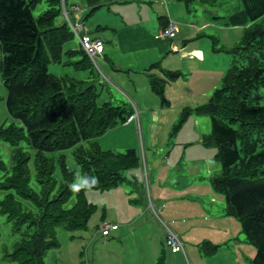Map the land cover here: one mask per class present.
Masks as SVG:
<instances>
[{
	"label": "trees",
	"instance_id": "trees-1",
	"mask_svg": "<svg viewBox=\"0 0 264 264\" xmlns=\"http://www.w3.org/2000/svg\"><path fill=\"white\" fill-rule=\"evenodd\" d=\"M176 1L189 9L194 4L215 6L219 0ZM239 1L237 12L214 17L224 20V27L244 29L232 51V66L208 103L195 110L212 121L211 133L202 137L203 146L217 149L221 168L211 180L212 188L224 197L227 214L238 218L247 240L256 247L250 264H264V105L259 101L264 85V0ZM41 2L0 0V72L8 113L21 123L0 126V143L11 148L8 161L0 148V214L19 237L5 258L18 264H45L48 252L59 246L58 227L86 231L97 210L87 192L120 187L128 182L126 172L140 165L136 149L119 153L96 142L126 124L135 112L132 106L100 103L101 94L89 81L50 72V64L61 63L64 55L81 57L67 63L79 71L93 63L82 49L64 52L75 33L66 21L58 23L63 0H49V8L36 17L33 10ZM98 3L89 0L91 6ZM159 20L166 29L170 22L166 17ZM160 66L154 63L146 71L152 92L168 105L166 86L183 74ZM154 68L164 78L151 74ZM192 111L187 107L182 117ZM66 150H73L79 177L64 156H53ZM92 176L99 178L95 187L70 190L72 183ZM158 262L164 264L163 255Z\"/></svg>",
	"mask_w": 264,
	"mask_h": 264
},
{
	"label": "rangeland",
	"instance_id": "rangeland-1",
	"mask_svg": "<svg viewBox=\"0 0 264 264\" xmlns=\"http://www.w3.org/2000/svg\"><path fill=\"white\" fill-rule=\"evenodd\" d=\"M62 4V15L58 18V23H68L65 10L71 15L72 21L76 22L73 11L77 6L80 11L75 12L79 13L80 22L85 24L90 36H99L105 42V54L95 59L92 68L81 71L76 70L74 65L67 64L69 61H79L80 56L69 58L64 55L61 63L50 64V72L60 77L89 81L100 92V103L109 101L114 106L126 103L130 104L134 111L142 110L135 104V98H138L135 89L145 88V92L139 93V99L145 102L149 110L147 115H141L140 130L135 122L121 124L96 140L105 150L125 153L128 149H136L140 165L126 172L128 182L120 187L109 191L87 192L88 201L97 209L87 230L72 232L58 227L56 238L59 246L48 252L45 264L159 263L160 255L155 257L154 250L157 248L160 253L164 245L165 239L162 237L165 228L149 209L141 166L142 147L147 155L150 187L154 196L164 195L165 190L169 188L185 189L183 198L173 201V205L171 200L162 199L158 203L155 200L158 196L152 197L154 204L160 206L162 220L180 236L185 245L186 255L184 252H174L165 245L164 264H250L255 259L257 249L247 240L238 218L227 214L224 197L215 193L212 188L211 180L218 176L221 170L216 159L217 149L205 147L201 142V138L212 131L211 117L199 115L195 110L206 105L214 91L222 86L223 75L234 60L232 51L243 37V28L224 27V20H215L214 17L225 18L237 12L241 9L240 1L219 0L215 6L194 4L189 9L175 0H120L118 4L111 5H108L107 0H99L95 6H91L89 0H67V3L63 0ZM125 6L129 8L128 13L135 10L143 20L152 14L153 21L146 24L145 29L139 26L125 27L121 20ZM48 8L49 0H42L33 13L39 17ZM168 9L173 12L174 23L182 30L173 41L174 44L178 43V46L182 47L184 40H193L183 35V29L192 31L187 25L208 21L212 26L200 33L202 37L192 43H200L208 53L215 54L206 55L205 63L198 66L197 70L191 68L190 71L188 64L195 63V57L191 58L193 60L190 62H178L177 58L173 59L177 54H170L171 40L162 39L156 42L163 43L166 50L170 51L167 54L171 55L172 67L180 68L185 74L167 84L166 98L169 104L164 105L161 99L153 94L150 85H146L148 72L142 65L148 60L151 64L159 60L163 64L162 60L166 55L157 60L150 54L151 50L146 52L139 49L145 42L153 46L156 54L159 52V45H153L148 37L158 35L159 16L162 10L167 14ZM99 26L102 29L97 31ZM72 49L81 50L76 34L64 45V52ZM220 58H223L222 62ZM121 63H125L127 67L119 71ZM222 63L225 69L218 74ZM151 74L163 76V72L158 68H154ZM260 93L262 96L259 101L264 105V85L261 86ZM6 101L7 90L0 72V126H21V123L8 113ZM187 107L194 111L183 118L182 113L184 114ZM82 145L87 146L88 143ZM0 148L3 158L8 161L11 148L4 143H0ZM53 156H64L69 169L75 171L79 177L80 167L74 158L73 150L57 152ZM195 160L198 162V171L190 175L186 164H195ZM156 161L160 166L154 170ZM164 164H167L169 169ZM177 165H180L178 171ZM163 167L166 169L163 170ZM57 175H60L59 169ZM189 176L192 179H189ZM172 207H177V211L174 212L175 221L170 222ZM129 219L134 220L133 227H124L125 225L120 223L130 222ZM104 223H118L120 230L111 232V236L105 238L102 235ZM131 231L135 232V235L131 236ZM150 235H154V240L158 243L156 247L149 245ZM18 239V235L13 234V225L0 214V264H18L5 258L6 251L11 252Z\"/></svg>",
	"mask_w": 264,
	"mask_h": 264
},
{
	"label": "crops",
	"instance_id": "crops-1",
	"mask_svg": "<svg viewBox=\"0 0 264 264\" xmlns=\"http://www.w3.org/2000/svg\"><path fill=\"white\" fill-rule=\"evenodd\" d=\"M108 1V0H107ZM124 1H128V0H124ZM176 1V0H175ZM120 2V0H114V1H108V5H111V4H113V3H116V4H118ZM177 2V1H176ZM151 3H153V2H151ZM179 3V2H178ZM160 6V5H159ZM123 8H125L124 10H122L123 11V16L121 17V20H122V23H124L125 24V27L126 26H130V27H135V26H139V27H141L142 29H145V27H146V24H148V23H150V22H152L153 20V15L152 14H150L149 16H148V18L147 19H145V20H143V19H141L139 16H138V12H136L135 10H132L131 12H129L128 13V11H129V8L127 7V6H125V7H123ZM78 11H80V9L78 10ZM110 11V10H109ZM74 12V17L75 18H77V20H76V22H74V23H80L82 26H83V29H84V31L82 32V35H89L90 36V34L88 33V31H87V28L85 27V24H83V23H81L80 22V19H81V17L79 16V13L78 12H75V11H73ZM154 13V12H153ZM162 14L159 16V17H166V21H168V22H174L175 20L173 19V12L171 11V10H169L168 9V12H167V14L166 13H164L163 12V10H162V12H161ZM171 13V14H170ZM77 15V16H76ZM70 16V19H71V15H69ZM125 17V18H124ZM72 20V19H71ZM147 21H149V22H147ZM159 23H160V30H159V33H158V35H155L154 37L153 36H150V37H148V39L149 40H151V42H153L152 44L153 45H156V44H158L159 45V48H160V50H159V52L156 54L155 53V50H153L152 48H153V46L151 47V44L150 45H147L145 42H143L142 43V45L140 46V51H146L147 52V50H151L150 51V54L154 57V59L156 58L157 60L158 59H161V57H163V55H166L165 56V58H163L164 60H162L163 61V64H161L160 63V67H162L163 69H165V70H169V71H180L182 74H184L183 73V71L180 69V68H173L172 67V65H173V63H172V61L170 60V56L172 55V56H174L175 54H177L176 56H174L173 57V59H178V62H180V61H191V60H193V59H191V58H193V57H195V63H189L188 64V70H190L191 71V68H195L196 70L198 69V66H201L202 64H204L205 63V61H206V55H214V54H212V53H208L204 48H202L201 46H200V43H192L193 41H195V40H199L200 39V37H202V36H200V33H202L205 29H207L208 27H210V26H212L211 25V23L210 22H205V23H199V24H190V25H187L189 28H192V31H185V29H183V32H184V37H190V39H193V40H189V42H186V41H188V39L187 40H184V42H183V45H182V47H180V46H178V43L177 44H174V40L177 38V36L176 37H174V38H167V37H165V36H162L161 35V32L164 30L163 28H162V23L160 22V20H159ZM178 25V24H177ZM108 28H109V26H107ZM179 27V26H178ZM100 29H102V27H98V29H97V31H100ZM182 32V30L179 28V33L178 34H180ZM177 34V35H178ZM92 37V36H91ZM92 38H100V39H102L101 37H99V36H97V37H92ZM162 39H165V40H171L172 42L169 44V45H171V49H172V51H171V55H168L167 53H169L167 50H166V48L164 47V45H163V43H156V42H159V40H162ZM116 41V40H115ZM201 42V41H200ZM180 43V42H179ZM191 43V44H190ZM209 45V44H208ZM209 47H210V45H209ZM72 50H76V49H72ZM170 50V49H169ZM103 54H105V49H104V52L102 53V55ZM178 54H180V55H178ZM168 55V56H167ZM161 56V57H160ZM220 61L222 62L223 61V58H220ZM159 62H160V60H159ZM156 63H158V62H156ZM225 63V62H224ZM224 63H222L223 65H222V69L220 68V70H219V72H218V74H220L221 73V71H224V69H225V66H224ZM149 64H151V61H147V62H145V64L144 65H142V67H143V69H145V68H150L151 67V65H153V64H151L149 67H148V65ZM129 66V65H128ZM125 67H127V65L125 64V63H121L120 65H119V67H118V70L119 71H121L122 69H125ZM146 69V70H147ZM185 75V74H184ZM224 76V75H223ZM159 77H162V78H164V75L163 76H159ZM146 85L149 87V78L146 80ZM167 90V89H166ZM135 91L137 92L136 94V96H138V98H135V104H136V106H137V108L138 109H142L140 112H139V115H140V119H141V115H147V111L149 110V108L147 107V106H145L146 104H145V102H142V100H140L139 99V93L141 92V91H144L145 92V88H144V90H141V88L140 87H138V88H136L135 89ZM152 91V90H151ZM133 94H134V92H133ZM154 94V93H153ZM140 98L141 99H143V96L142 95H140ZM142 111H144V112H142ZM134 121H131V122H127V123H133ZM201 142H202V138H201ZM167 157V156H166ZM165 157V158H166ZM167 159V158H166ZM165 159V160H166ZM196 162H194L195 164H186L187 166H188V171L190 172V175H193V174H195L198 170V162H197V160H195ZM157 162V161H156ZM154 162V170H156V169H158L159 168V166H160V164H159V162ZM164 165H166L167 167H168V169H169V166L167 165V164H164ZM178 166H180V165H177V168H176V171H178ZM166 169V167H163V170H165ZM180 170H181V167L179 168V172H180ZM179 174H181V172L179 173ZM189 179H192V177L191 176H189ZM169 186H171L170 184H169ZM169 188V187H168ZM183 191H185V189H182V190H178V189H173V188H169V189H166L165 190V194L164 195H162V196H158V198L157 199H155V200H157V202L159 203V201H161L162 199H168V200H171L172 201V205H173V201H176V200H179V198H183V195H184V192ZM153 194V196H154V193H152ZM175 195V196H174ZM156 195L154 196V197H157ZM169 202V201H168ZM158 208L160 207L159 205L157 206ZM162 208H164V206L162 207ZM177 207H172L171 208V212H170V215L172 214V217H171V221L170 222H173V221H175V214H174V212H176L177 211V209H176ZM160 209V208H159ZM160 211H161V209H160ZM129 221H130V219H129ZM134 222V220H131L130 222H120V223H122V225H125L124 227H133V225L135 224V223H133ZM184 223V222H183ZM127 224V225H126ZM113 225H115V226H117V228L116 229H114V230H112L111 232H116V231H119L120 230V225L118 224V223H114ZM142 225V224H141ZM139 229H141L140 227H139ZM126 232V234H128L127 233V231H125ZM164 232V231H163ZM165 234L163 235V237H162V239L164 238L165 240H164V245H163V247H161V249H160V253L158 252V250H157V248L154 250V255H155V257H157V256H161V255H163V254H165V251H164V246L166 245V232H164ZM131 236H133V235H135V232H132L131 231ZM124 235V234H123ZM110 236H111V234H110ZM110 236H108V237H105V238H109ZM157 238H160L158 235H155ZM150 238H151V243L149 244L151 247L153 246V247H156L157 246V241H155L154 240V235H150ZM167 246V245H166ZM159 253V254H158ZM160 256L158 257V258H160Z\"/></svg>",
	"mask_w": 264,
	"mask_h": 264
},
{
	"label": "built area",
	"instance_id": "built-area-1",
	"mask_svg": "<svg viewBox=\"0 0 264 264\" xmlns=\"http://www.w3.org/2000/svg\"><path fill=\"white\" fill-rule=\"evenodd\" d=\"M79 8L77 6L74 7V11H78ZM65 15L67 17L68 23L70 24L73 32L76 34V36L79 38L80 40V44L81 47L83 49V51L86 53V55L91 59L92 62L95 63V59L97 57H99L103 51H104V41L99 39V38H92L89 35H82V32L84 31L83 26L80 23H74L68 13L65 10ZM179 33V27L176 23L174 22H170L168 27L166 29H164L161 32L162 36H165L167 38H174L177 36V34ZM129 122L134 121L136 123V126L138 127V129L140 130V116H139V112L136 110L133 115L129 118L128 120ZM142 156H141V166H142V170H143V176H144V186L145 189L147 191V197L149 200V209H151V211L154 213L156 219H158V221H160L165 228V232H166V245L167 247L171 248L172 251L174 252H184V254L186 255V251H185V245L182 241V239L180 238V236L171 229V227L166 224L162 218H161V214H160V209L157 207V205L154 204L152 197V190L150 187V178H149V167H148V163H147V155H145V150L142 147ZM117 226L113 225V224H109V223H104L102 226V235L104 237H108L111 234V231L116 229Z\"/></svg>",
	"mask_w": 264,
	"mask_h": 264
},
{
	"label": "clouds",
	"instance_id": "clouds-1",
	"mask_svg": "<svg viewBox=\"0 0 264 264\" xmlns=\"http://www.w3.org/2000/svg\"><path fill=\"white\" fill-rule=\"evenodd\" d=\"M99 184V178L96 176L88 177L86 180L83 178H80L78 181L72 183L69 188L73 191H79L81 188L87 187V188H93L96 185Z\"/></svg>",
	"mask_w": 264,
	"mask_h": 264
}]
</instances>
